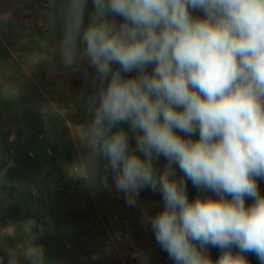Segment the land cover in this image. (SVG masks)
I'll return each instance as SVG.
<instances>
[{
  "label": "clouds",
  "instance_id": "1",
  "mask_svg": "<svg viewBox=\"0 0 264 264\" xmlns=\"http://www.w3.org/2000/svg\"><path fill=\"white\" fill-rule=\"evenodd\" d=\"M88 4L60 10L62 60L94 70L77 177L130 208L159 192L163 208L141 221L174 264H264V0ZM188 181L215 195L189 199ZM37 241L24 242L29 264L45 257Z\"/></svg>",
  "mask_w": 264,
  "mask_h": 264
},
{
  "label": "rangeland",
  "instance_id": "2",
  "mask_svg": "<svg viewBox=\"0 0 264 264\" xmlns=\"http://www.w3.org/2000/svg\"><path fill=\"white\" fill-rule=\"evenodd\" d=\"M61 7L62 0H0V85L19 97L9 108L0 93V264H29L24 242L33 235L42 264H174L141 221L143 208H163L159 192L143 190L130 208L114 186L77 177L72 166L86 154L80 137L91 119L94 70L86 60L70 67L62 60ZM165 163L161 158L158 167ZM258 185L264 194V180ZM187 192L189 199L215 195L191 181ZM247 259L260 264L253 254Z\"/></svg>",
  "mask_w": 264,
  "mask_h": 264
},
{
  "label": "trees",
  "instance_id": "3",
  "mask_svg": "<svg viewBox=\"0 0 264 264\" xmlns=\"http://www.w3.org/2000/svg\"><path fill=\"white\" fill-rule=\"evenodd\" d=\"M1 85H2V87H1ZM0 85V93L4 90V91H6V98L5 99H3V100H1V103H6V105H8V107L9 108H11V106H13L16 102H18V100H19V97H16L15 95H9L8 94V91H7V87H6V83H2ZM8 94V95H7ZM158 166H159V164H158Z\"/></svg>",
  "mask_w": 264,
  "mask_h": 264
}]
</instances>
